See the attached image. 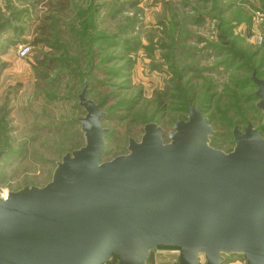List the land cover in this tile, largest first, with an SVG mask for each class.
Instances as JSON below:
<instances>
[{
    "label": "rangeland",
    "instance_id": "obj_1",
    "mask_svg": "<svg viewBox=\"0 0 264 264\" xmlns=\"http://www.w3.org/2000/svg\"><path fill=\"white\" fill-rule=\"evenodd\" d=\"M254 72L264 79V0H0V150H10L0 192L45 186L85 145L86 83L109 130L103 161L126 155L149 123L168 142L186 102L205 106L217 149L231 152L248 123L264 137L257 87L244 82ZM175 253L148 264H173Z\"/></svg>",
    "mask_w": 264,
    "mask_h": 264
},
{
    "label": "water",
    "instance_id": "obj_2",
    "mask_svg": "<svg viewBox=\"0 0 264 264\" xmlns=\"http://www.w3.org/2000/svg\"><path fill=\"white\" fill-rule=\"evenodd\" d=\"M253 81L264 129V80ZM78 98L85 145L45 186L0 192V264H148L173 251L177 264H224L234 254L264 264V137L252 123L234 129L224 152L211 146L201 108L190 107L168 142L151 123L126 155L103 161L105 114L87 86Z\"/></svg>",
    "mask_w": 264,
    "mask_h": 264
},
{
    "label": "trees",
    "instance_id": "obj_3",
    "mask_svg": "<svg viewBox=\"0 0 264 264\" xmlns=\"http://www.w3.org/2000/svg\"><path fill=\"white\" fill-rule=\"evenodd\" d=\"M255 74H256V76L258 77V78H260V79H263V75H259V73L258 72H254ZM254 75V74H253ZM264 80V79H263ZM244 82H246V83H248V84H250V85H252L254 88H256V85H255V83H254V81H253V76H252V78L251 79H246ZM87 86V97H88V93H89V89H88V85H87V83L85 84V86H84V88ZM83 88V89H84ZM82 92V91H81ZM88 99H90L89 97H88ZM254 99H257V97H256V95H254ZM95 102V101H94ZM96 103V102H95ZM192 102H186V109H187V113L189 114V109H190V107H197V106H192V105H190ZM97 104H99V103H97ZM101 105V111L103 112V110H102V107H103V105L102 104H100ZM199 108H201V110H202V113L204 114V115H206V109H205V106L204 105H201V106H199ZM104 113V112H103ZM105 114V113H104ZM188 114H187V116H188ZM186 116V117H187ZM104 117H105V115H104ZM103 117V118H104ZM186 117L184 118V119H182V120H186ZM103 118L101 119V122H102V120H103ZM209 119V118H208ZM182 120H179V121H182ZM210 120V119H209ZM179 121H177V122H179ZM176 122V123H177ZM211 122V121H210ZM175 123V124H176ZM149 124H151V123H149ZM154 124H157V123H154ZM103 125V124H102ZM148 125V124H147ZM158 125V124H157ZM159 126V125H158ZM175 126V125H174ZM107 129V128H106ZM239 129V128H238ZM240 130V129H239ZM174 131V130H173ZM108 132H109V130H108ZM108 134V133H107ZM106 137V136H105ZM132 139V138H131ZM211 140V139H210ZM130 141V140H129ZM79 148H81V147H79ZM78 148V149H79ZM7 150V149H6ZM77 150V149H76ZM0 151H5V150H0ZM75 151V150H74ZM73 151V152H74ZM72 152V153H73ZM5 153H6V155L5 156H8L9 154H10V150H7V151H5ZM70 153V152H69ZM112 260H114V261H116V263H117V258L115 257V258H113ZM111 260V261H112Z\"/></svg>",
    "mask_w": 264,
    "mask_h": 264
},
{
    "label": "built area",
    "instance_id": "obj_4",
    "mask_svg": "<svg viewBox=\"0 0 264 264\" xmlns=\"http://www.w3.org/2000/svg\"><path fill=\"white\" fill-rule=\"evenodd\" d=\"M29 47L28 46H21V48L19 49V51H18V53H19V55L21 56V57H24V56H26L27 55V53L29 52ZM173 252H175V251H173ZM156 253H160V252H156ZM162 253H164V252H162ZM161 253V254H162ZM174 254V253H173ZM176 255H175V262L173 263V264H177V262H178V252H176L175 253Z\"/></svg>",
    "mask_w": 264,
    "mask_h": 264
}]
</instances>
